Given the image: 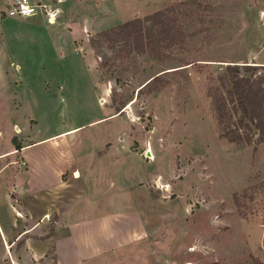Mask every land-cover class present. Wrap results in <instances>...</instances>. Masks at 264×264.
<instances>
[{
	"label": "rangeland",
	"instance_id": "374dc122",
	"mask_svg": "<svg viewBox=\"0 0 264 264\" xmlns=\"http://www.w3.org/2000/svg\"><path fill=\"white\" fill-rule=\"evenodd\" d=\"M30 2L37 11L28 17L10 15L12 0H0L8 55L0 84L16 87L20 101L30 92L31 137L80 126L46 144L81 172L53 190L81 191L67 216L79 242L92 230L89 252L96 243L103 250L83 264H264V141L254 126L243 127L249 142L221 137L214 105L228 98V66H264V0ZM135 18L142 22L123 31L129 41L101 35ZM9 125L0 119V129ZM11 141L13 158L0 160L10 190L29 166L23 141ZM8 145L0 133V150ZM8 194L0 264H55L49 241L63 224L53 213L24 216Z\"/></svg>",
	"mask_w": 264,
	"mask_h": 264
},
{
	"label": "crops",
	"instance_id": "0c3cea01",
	"mask_svg": "<svg viewBox=\"0 0 264 264\" xmlns=\"http://www.w3.org/2000/svg\"><path fill=\"white\" fill-rule=\"evenodd\" d=\"M1 37L0 60H5L8 59V55L5 54V50L3 49ZM1 73L0 70V75ZM16 86L22 88V85H18V83ZM15 88L9 89L5 85L0 84V119H6L10 123L8 131L0 129V133L3 135L6 133L7 140L10 142L9 148L0 150V160L7 157L13 158L15 147L11 139L15 138V141H23V155L27 159L29 166L24 172L13 175L11 190L6 180L0 182V201L10 203L11 200L8 192L12 191L22 202L18 206L21 207L24 216L32 218L41 217L43 221L51 218V213L58 217L60 223L63 224L62 227H64L60 229L58 234L52 236L49 241L50 244L53 243L52 248L56 254L57 260L54 262L55 264H83V260L85 259L88 260L94 256L103 255V250L101 247L99 248V243L95 244L96 252H89V247L87 248L86 246L92 230L79 242L76 238V236H79L77 233L78 229L75 227L76 220L71 221L67 216L71 208L78 204L77 200L81 191L79 189L78 193L68 191L64 197H60V192L53 190L54 186H58V191L64 187L63 185L67 183L64 175L69 171H71L73 179H79L81 172L75 167L74 160L72 161L61 155L58 156V151H55L51 155V150L46 143L54 142L56 136L63 137L65 133H72L80 126H73L63 132L50 136L31 137L32 122L36 121L27 111V105L31 102V95L28 92V96L23 101H20L16 97ZM16 119L22 121L23 124L17 123ZM77 173H79L78 176L76 175ZM51 190H53L52 195H55L54 198L52 196L48 198V192ZM76 194L77 197H75ZM101 216V221L103 222L105 215ZM102 226L101 223L99 228L96 229L98 230V233H96L100 235L101 240L106 235ZM91 246L94 248V244ZM48 251L47 249L45 252L49 253Z\"/></svg>",
	"mask_w": 264,
	"mask_h": 264
},
{
	"label": "trees",
	"instance_id": "16d2710c",
	"mask_svg": "<svg viewBox=\"0 0 264 264\" xmlns=\"http://www.w3.org/2000/svg\"><path fill=\"white\" fill-rule=\"evenodd\" d=\"M141 22V18L131 19L123 25H119L117 29L113 28L101 32V35L113 40L115 35L121 34V37H125L129 41L123 31L131 26L136 27ZM139 30L142 32L140 28ZM242 68L243 70H241L240 65L228 66L232 79L231 88L227 91L228 98L222 96L214 98L219 134L231 141L249 142L252 139L249 135H243V129H251V126H254L258 131L257 140L261 142L264 141V74L262 72L258 74L255 70L264 69V66L247 64L243 65ZM230 103L238 104V106L231 108ZM233 109L241 110L242 116L235 119Z\"/></svg>",
	"mask_w": 264,
	"mask_h": 264
},
{
	"label": "built area",
	"instance_id": "2783aa9c",
	"mask_svg": "<svg viewBox=\"0 0 264 264\" xmlns=\"http://www.w3.org/2000/svg\"><path fill=\"white\" fill-rule=\"evenodd\" d=\"M37 11V5L32 4L30 0H12L11 8L8 10L10 15L12 14H20V15H30L34 14ZM48 18L50 22H55L56 20V13L49 12ZM15 149L14 151H16ZM21 151V150H20ZM17 162V161H16ZM22 165H26V161L22 158Z\"/></svg>",
	"mask_w": 264,
	"mask_h": 264
},
{
	"label": "bare ground",
	"instance_id": "6f19581e",
	"mask_svg": "<svg viewBox=\"0 0 264 264\" xmlns=\"http://www.w3.org/2000/svg\"><path fill=\"white\" fill-rule=\"evenodd\" d=\"M36 13H34V14H30V15H26V16H31V15H35ZM12 15H14V14H12ZM54 23V22H53ZM133 104V103H132Z\"/></svg>",
	"mask_w": 264,
	"mask_h": 264
}]
</instances>
